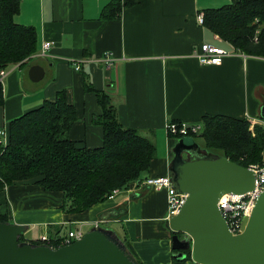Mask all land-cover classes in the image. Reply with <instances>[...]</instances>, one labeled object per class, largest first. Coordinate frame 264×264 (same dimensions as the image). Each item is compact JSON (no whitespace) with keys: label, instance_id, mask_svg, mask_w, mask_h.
Returning a JSON list of instances; mask_svg holds the SVG:
<instances>
[{"label":"crops","instance_id":"1","mask_svg":"<svg viewBox=\"0 0 264 264\" xmlns=\"http://www.w3.org/2000/svg\"><path fill=\"white\" fill-rule=\"evenodd\" d=\"M109 1L20 0L14 21L35 27L37 51L26 63L7 68L0 132L7 133L9 120L55 99L64 89L77 110L69 138L87 147L101 145L102 127L94 122L100 108L95 94L84 91L88 77L95 89L110 96L121 124L155 139L156 155L149 169L129 188L79 213L61 210L58 193L46 192L31 180L15 182L0 190V214L28 229L32 226L31 235H23L28 241L74 226L88 230L107 219L99 225H120L121 233L115 234L127 233L141 264H171L167 193L144 182L170 172L175 142L165 124H196L204 115L220 114L264 126V58L240 53L217 65H204L194 56L204 42L227 48L197 16L230 0H141L123 8L120 18H99ZM44 41L52 44L41 56L37 52ZM105 52L113 57L109 68L100 60ZM74 62L80 65L78 71ZM32 65L45 72L39 81L28 77ZM6 141L0 133V142Z\"/></svg>","mask_w":264,"mask_h":264},{"label":"trees","instance_id":"2","mask_svg":"<svg viewBox=\"0 0 264 264\" xmlns=\"http://www.w3.org/2000/svg\"><path fill=\"white\" fill-rule=\"evenodd\" d=\"M139 1L110 0L102 7L99 18H120L123 8ZM19 3L20 0H0V70L26 63L37 51L35 27L14 21ZM202 13V25L215 36L241 53L264 58V0H230L215 8H205ZM84 91L96 96L100 113L94 122L102 127V144L87 147L69 138L77 110L68 102L66 91L59 90L55 99L44 100L9 120L7 141L0 142V190L31 180L46 192L60 194L61 210L79 213L106 201L113 190L129 188L140 180L156 155L154 138L121 124L110 96L95 89L88 77L84 79ZM201 123L202 131L190 136L201 138L205 147L244 167L261 161L263 125L255 124L252 133L248 120L220 114L204 115ZM169 137L175 143L182 138ZM0 221H8V217L0 214ZM120 238L141 264L127 233ZM19 240H25L23 235ZM31 242L39 243L36 239ZM184 253L182 259L172 254L171 264H195L190 249Z\"/></svg>","mask_w":264,"mask_h":264},{"label":"water","instance_id":"3","mask_svg":"<svg viewBox=\"0 0 264 264\" xmlns=\"http://www.w3.org/2000/svg\"><path fill=\"white\" fill-rule=\"evenodd\" d=\"M44 70L29 67L28 76L39 81ZM264 118V108L261 109ZM202 157L191 159L190 151ZM172 180L186 194L179 212L167 219L173 257L182 259L190 249L197 264H264V191L250 215L243 217L242 231L232 235L217 207L224 193H244L253 186L251 169L218 153L201 148L196 141L177 139L169 162ZM28 225L0 221V264H140L126 244L109 227L96 224L79 239L57 247L19 238ZM179 234L182 236L180 237Z\"/></svg>","mask_w":264,"mask_h":264},{"label":"built area","instance_id":"4","mask_svg":"<svg viewBox=\"0 0 264 264\" xmlns=\"http://www.w3.org/2000/svg\"><path fill=\"white\" fill-rule=\"evenodd\" d=\"M203 13H199L197 20L202 24ZM217 36V35H216ZM218 37V36H217ZM227 43V42H226ZM52 42L44 41L41 45V51L37 54L44 56L46 50L50 48ZM231 44L227 43V48H223L210 43H202L200 48L194 51V56L197 58L200 64H218L222 61L224 57L233 56L240 54ZM36 54V53H35ZM244 57V53H241ZM106 68H109L113 63V57L108 52H105L101 58ZM74 68L78 71L80 69L79 63L74 62ZM7 73L6 69L0 70V83L3 86V79ZM249 121V130L253 133V126L259 124L252 119ZM202 123L187 124L178 121H167L165 124V129L168 135L172 137H184L186 135L197 134L202 131ZM3 136H7L5 130L0 132ZM5 140V138H4ZM6 143V142H5ZM4 143V144H5ZM247 168L251 169L254 173L253 186L250 190L244 193H224L217 200V207L219 208L222 217L225 219L228 230L232 235H237L242 231V221L243 217L250 215L255 201L259 194L264 191V147L261 151V161L259 163L250 164ZM145 184L154 190L164 189L167 193V216L170 218L177 214L182 207L186 199V194L179 191L172 180V176L168 173L163 176L158 177H147L144 180ZM118 189L112 191L111 195L107 199H111L118 192ZM107 222V219H101L98 224ZM97 224V223H96ZM84 230L81 226H74L65 232H57L56 235L51 239L48 234L42 233L36 239L39 243H46L51 247H57L61 245H66L79 239ZM57 242L58 245L54 246L53 243Z\"/></svg>","mask_w":264,"mask_h":264},{"label":"rangeland","instance_id":"5","mask_svg":"<svg viewBox=\"0 0 264 264\" xmlns=\"http://www.w3.org/2000/svg\"><path fill=\"white\" fill-rule=\"evenodd\" d=\"M27 67V66H26ZM29 77V76H28ZM150 138H152L153 139V136L152 137H150ZM154 140V142H155V144H156V141H155V139H153ZM184 140H185V142H187V143H190V142H192V141H196L197 143H199V144H201V145H204L203 144V140L201 139V138H193L192 136H190V135H186V136H184ZM120 194H122V193H120ZM30 226H31V224H30ZM32 226L28 229V231H26V234L27 235H25V237H29L30 235H31V233H32ZM109 228L110 229H112L115 233H117L118 235L121 233V226L120 225H117V224H111L110 226H109ZM86 230H84V232H85ZM31 240H35V238H32ZM195 263V262H194ZM195 264H197V263H195Z\"/></svg>","mask_w":264,"mask_h":264},{"label":"flooded vegetation","instance_id":"6","mask_svg":"<svg viewBox=\"0 0 264 264\" xmlns=\"http://www.w3.org/2000/svg\"><path fill=\"white\" fill-rule=\"evenodd\" d=\"M198 144H199V143H198ZM199 145H200L201 148H206L207 151L217 153L216 151H214V150H212V149H209V148L205 147L204 145H201V144H199ZM189 154H190V157H189V158H191V159H197V158L202 157V154L198 153L197 151H193V150L190 151ZM179 236L181 237L182 235L179 234Z\"/></svg>","mask_w":264,"mask_h":264}]
</instances>
